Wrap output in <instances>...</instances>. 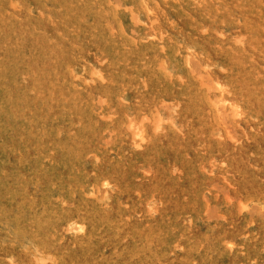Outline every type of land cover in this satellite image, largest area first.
Returning <instances> with one entry per match:
<instances>
[{
    "label": "rangeland",
    "instance_id": "obj_1",
    "mask_svg": "<svg viewBox=\"0 0 264 264\" xmlns=\"http://www.w3.org/2000/svg\"><path fill=\"white\" fill-rule=\"evenodd\" d=\"M0 264H264V0H0Z\"/></svg>",
    "mask_w": 264,
    "mask_h": 264
},
{
    "label": "bare ground",
    "instance_id": "obj_2",
    "mask_svg": "<svg viewBox=\"0 0 264 264\" xmlns=\"http://www.w3.org/2000/svg\"><path fill=\"white\" fill-rule=\"evenodd\" d=\"M137 135L140 136L138 133H137ZM141 139H142V138H141ZM141 139H140V140H141Z\"/></svg>",
    "mask_w": 264,
    "mask_h": 264
}]
</instances>
